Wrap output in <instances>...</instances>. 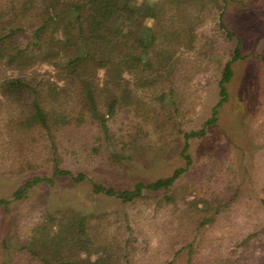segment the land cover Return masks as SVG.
Segmentation results:
<instances>
[{
  "label": "rangeland",
  "instance_id": "1",
  "mask_svg": "<svg viewBox=\"0 0 264 264\" xmlns=\"http://www.w3.org/2000/svg\"><path fill=\"white\" fill-rule=\"evenodd\" d=\"M175 1L163 8L167 39L161 27L158 36L170 59L137 85L128 76L130 102L108 119L118 142L114 151L129 158L109 157L91 119L53 131L52 152L44 130L19 126L27 104L0 88V199L9 200L0 204V264H44L40 245L68 233L64 226L81 217L88 236L125 245L133 264H264V0ZM13 31L11 41L24 47L30 31ZM238 43L241 58L231 64L227 98L219 104V80ZM32 72L0 63V81ZM35 74L54 76L47 63ZM213 110L214 123L204 126ZM203 127L188 140L186 165L184 133ZM54 159L88 180L55 176L13 198L36 177H51ZM179 167L185 170L168 189H145L127 203L91 183L131 189Z\"/></svg>",
  "mask_w": 264,
  "mask_h": 264
},
{
  "label": "trees",
  "instance_id": "2",
  "mask_svg": "<svg viewBox=\"0 0 264 264\" xmlns=\"http://www.w3.org/2000/svg\"><path fill=\"white\" fill-rule=\"evenodd\" d=\"M171 1L178 2L175 0H166L163 4L142 0L1 2L0 63L33 71V74L26 77L0 81L1 92L5 97L11 96L19 104H27L26 113L19 121V126L26 129L39 127L44 130L49 137L50 150L55 152L57 146L53 131L71 123L78 124L85 119H91L99 126L103 144H106L110 153L109 157L117 160L116 162L129 158L130 156L114 151L113 148L118 142L110 132L108 119L115 115L119 106L130 102L133 91L128 87V76L133 77L137 85L141 83L146 72L157 70L170 59L168 49L159 45L158 36L159 27L164 31L165 39L166 34L170 32L167 30L168 19L163 16V8ZM15 26H22L31 33L30 40L24 47H18L11 41ZM239 58L241 56L238 43L219 80V104L227 98L225 84L232 76L231 64ZM44 63L53 70L54 76L51 79H38V74H35L37 67ZM100 71L104 75L103 81L98 76ZM72 93L74 97H71ZM75 106L80 108L78 113L75 112ZM216 113L217 111L213 110L211 118L205 121L204 126L214 123ZM203 129L204 127L198 131L184 133L186 142L181 149V157L186 160V165L190 162V157L186 153L188 140L198 136ZM123 144L125 147L126 142ZM184 170L183 167H179L168 177L148 184L137 182L131 189L124 190H116L92 181L91 183L96 192L127 203L139 198L145 189H168ZM55 176L68 177L74 182L88 180L82 172L73 173L59 167L57 160L54 159L51 177H36L26 183L24 189L16 190L13 198H22L24 190L31 184L39 182L50 184ZM8 203V199H0V204ZM86 222L87 219L81 217L64 226L63 230L68 233L59 232L44 241L38 251L42 262L121 264L123 261L125 264H133L129 254H126L125 245L112 246L106 241H95L88 236L85 230ZM131 233L133 235V232ZM128 241L126 239V244L130 243ZM92 257L94 258L91 259Z\"/></svg>",
  "mask_w": 264,
  "mask_h": 264
}]
</instances>
